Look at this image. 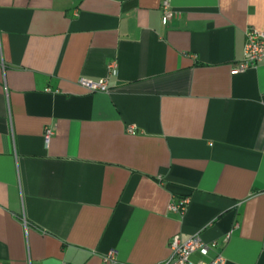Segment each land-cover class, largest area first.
<instances>
[{"label":"crops","instance_id":"obj_1","mask_svg":"<svg viewBox=\"0 0 264 264\" xmlns=\"http://www.w3.org/2000/svg\"><path fill=\"white\" fill-rule=\"evenodd\" d=\"M162 1L0 0V264H264V0Z\"/></svg>","mask_w":264,"mask_h":264},{"label":"built area","instance_id":"obj_2","mask_svg":"<svg viewBox=\"0 0 264 264\" xmlns=\"http://www.w3.org/2000/svg\"><path fill=\"white\" fill-rule=\"evenodd\" d=\"M161 12V23L167 24L172 18H176L180 15V12L173 9L169 0H163L160 6ZM264 58V33L259 32L255 29H247L245 31V41L243 46V56L234 66L235 72H244L245 70L256 67ZM76 83L81 87L85 88L89 92H108L109 87L106 78L90 79L80 77ZM127 132L134 133V129L129 127ZM53 134L51 128H45L44 138L46 140ZM186 200H181L177 203L170 205V210H183L185 207ZM227 238H225V241ZM216 242H205L199 236V234H193L186 239L176 234L168 240L169 254L157 264H225L226 259L221 251H217L214 256L208 261L198 260L194 261L191 259V255L197 253L201 256H206L209 250L216 247ZM104 263L114 264L116 262V253L109 251L102 256Z\"/></svg>","mask_w":264,"mask_h":264}]
</instances>
